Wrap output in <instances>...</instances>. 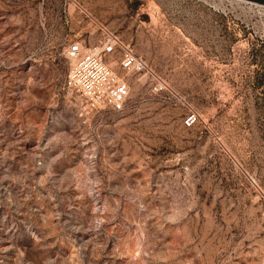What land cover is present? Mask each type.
<instances>
[{
    "label": "rangeland",
    "instance_id": "374dc122",
    "mask_svg": "<svg viewBox=\"0 0 264 264\" xmlns=\"http://www.w3.org/2000/svg\"><path fill=\"white\" fill-rule=\"evenodd\" d=\"M112 35L119 111L65 85ZM0 264H264V11L0 0Z\"/></svg>",
    "mask_w": 264,
    "mask_h": 264
},
{
    "label": "built area",
    "instance_id": "2783aa9c",
    "mask_svg": "<svg viewBox=\"0 0 264 264\" xmlns=\"http://www.w3.org/2000/svg\"><path fill=\"white\" fill-rule=\"evenodd\" d=\"M235 1L264 11V5L246 0ZM116 44L117 37L112 35L101 47L84 49L79 41H74L68 46L67 55L72 62L65 85L83 97L90 108L110 107L119 111L124 106L128 85L107 62V55L114 54ZM119 64L126 70L145 69L141 58L129 48L122 50ZM154 89L158 90L157 87ZM196 119L194 113H189L184 118V125L191 127L196 123Z\"/></svg>",
    "mask_w": 264,
    "mask_h": 264
},
{
    "label": "water",
    "instance_id": "95a60500",
    "mask_svg": "<svg viewBox=\"0 0 264 264\" xmlns=\"http://www.w3.org/2000/svg\"><path fill=\"white\" fill-rule=\"evenodd\" d=\"M246 1L257 3V4H260V5H264V0H246Z\"/></svg>",
    "mask_w": 264,
    "mask_h": 264
}]
</instances>
